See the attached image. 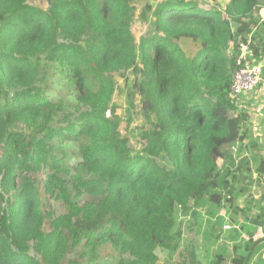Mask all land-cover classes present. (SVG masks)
I'll use <instances>...</instances> for the list:
<instances>
[{"label": "trees", "instance_id": "trees-1", "mask_svg": "<svg viewBox=\"0 0 264 264\" xmlns=\"http://www.w3.org/2000/svg\"><path fill=\"white\" fill-rule=\"evenodd\" d=\"M42 1L0 0V264H155L157 250L178 249L179 215L238 214L231 176L256 184L264 159L252 171L250 112L231 85L242 44L264 62V0L150 3L138 42L135 0ZM130 70L150 125L140 151L111 103L113 74ZM222 223L190 225L209 235ZM261 242L213 264H253ZM181 257L199 264L194 251Z\"/></svg>", "mask_w": 264, "mask_h": 264}, {"label": "rangeland", "instance_id": "rangeland-1", "mask_svg": "<svg viewBox=\"0 0 264 264\" xmlns=\"http://www.w3.org/2000/svg\"><path fill=\"white\" fill-rule=\"evenodd\" d=\"M162 0H135L134 5L136 8V16L132 23V33L134 34L136 41L138 42L141 37L145 35L148 31V23L145 19H141V12L144 10V7L147 4H157L160 3ZM200 7L205 9H210L211 7H217L219 9L224 10L227 6L229 0H195ZM32 5L36 6H44L45 2L42 0H30ZM151 16V15H149ZM195 41L189 38L186 42H181L182 47L186 51H190L191 55L196 53L194 46L196 47ZM194 45V46H193ZM115 80V92L112 98V107L113 111L115 110L117 114V118L120 119V131L123 133L125 137L129 140V145L134 149V151H140L142 148V133L143 131L150 129V125L145 120L144 116V101L142 99L141 91L137 85L138 77L134 73V70L124 71L121 73L113 74ZM261 88L258 86L254 92L244 95L240 98L239 105L243 109L248 108L250 112L251 122L255 121V115L258 114L259 111V104L257 103V99L259 98V92ZM249 95V96H248ZM249 97V103H244L242 99L244 97ZM254 111H252V110ZM110 115V112L107 113V116ZM225 161H219V167H223ZM234 175L240 177V181L238 178H232ZM243 176H240L238 173L233 174L231 176V185L240 186L243 185ZM256 191V190H255ZM200 195V194H199ZM198 195V196H199ZM255 195V194H254ZM197 196V198H198ZM226 203V202H225ZM197 209V208H196ZM194 210V209H193ZM193 210L190 211L189 215H179L178 224L176 227V231H181V236L178 237L176 240V244L178 245V249L176 250H162L159 249L156 252L158 260L155 264H181L182 257L181 254L185 252L194 251L196 256V262L199 264H213L215 260V254L220 250L221 244H225L226 252L227 249L229 252L231 250L228 248L231 246V242L229 241V235L224 233H220V236H217V239L213 234L206 235L205 231L201 230L199 226L190 225L191 223H197L194 219V212ZM202 211H207L208 207L201 209ZM216 212L220 214H224V212H228L230 215V211L227 210V207H222V209L216 210ZM232 214V213H231ZM230 218V216H229ZM231 220V218H230ZM200 221V220H199ZM232 221V220H231ZM233 223V222H232ZM242 224V227L240 226ZM233 225L238 226L240 229V233L247 229L249 231L250 225L244 224L242 218L238 219V223H233ZM245 225V226H244ZM247 231V232H248ZM246 232V233H247ZM245 233V234H246ZM252 234V233H247ZM247 238L248 235H246ZM254 237V236H252ZM251 237V238H252ZM222 241V242H221ZM106 252H101L104 256L108 257L107 255H112L113 251L107 247Z\"/></svg>", "mask_w": 264, "mask_h": 264}, {"label": "crops", "instance_id": "crops-1", "mask_svg": "<svg viewBox=\"0 0 264 264\" xmlns=\"http://www.w3.org/2000/svg\"><path fill=\"white\" fill-rule=\"evenodd\" d=\"M262 5H263V9L261 14L263 16L262 22H264V3ZM262 31L264 32V30ZM263 32L260 35H263ZM260 64L264 66V62ZM259 87L261 88L259 92L260 99L256 100L257 103L259 104L258 106L259 111L258 114L255 115L256 120L251 122L250 123L251 125L249 124L248 130L252 132L248 135L247 139L244 142V145L246 147L244 153L245 155L249 156V158L252 160V171H255L256 167L258 166L260 158L264 159V78L263 76ZM252 93H250V96L252 95ZM254 93H257V91ZM248 96L242 99L244 103L246 102L249 103ZM240 107H242V104ZM240 146H235L233 151L234 154L240 149ZM253 173L255 174V177L258 178L259 180L258 181L255 180L256 184H252L250 186L247 185L249 183V179H247V173L245 172H242L241 174L238 173L240 176H243L244 178L243 185L240 186V188H237V186L235 187L242 194V196L240 197L237 203L240 212H238L237 214L230 211L232 213V214L230 213V215L228 212L226 213L224 212L225 215H227L228 217L230 216L233 223H238V219L242 218L244 224L250 225L249 231L246 229L244 233L241 232L239 237L240 239L239 238L236 239L237 236L233 233L234 231L228 233L223 232L222 230L223 223H222L219 230L216 229L211 230L212 232L209 235L213 234L217 239V236H220V233H224L226 235H229L231 233L229 236V241L231 242V246L228 247L231 250V252H229L228 249L226 252L229 256L233 254L235 246L238 245V243L245 246L246 243H255L262 240L260 244L261 247H263V249L257 253L256 255L257 257L254 260L253 264H264V176L256 174L257 172H253ZM236 177L240 181V177L237 175H234L232 178H236ZM245 208L247 210L246 213L244 212ZM218 209L219 208L216 205H214L211 208H208L207 211L194 209L193 210L194 218H195L194 220L196 222L201 221L204 225H210V224L213 225L219 218H222L224 221V218L222 217L223 214L216 212V210ZM251 218H253L252 221H250ZM241 225L242 224H240V226ZM238 230L240 232V229ZM246 232L252 234H247ZM246 235H248L249 238H247ZM219 246H221L220 250L226 249L225 244H221Z\"/></svg>", "mask_w": 264, "mask_h": 264}, {"label": "built area", "instance_id": "built-area-1", "mask_svg": "<svg viewBox=\"0 0 264 264\" xmlns=\"http://www.w3.org/2000/svg\"><path fill=\"white\" fill-rule=\"evenodd\" d=\"M249 44L250 42L241 45L240 54L236 59L237 69L234 73L231 85V92L235 97H242L250 94L260 85L262 81L264 66L250 61L252 53L249 50ZM222 217L224 218L222 226L223 232L228 233L239 229L237 226L233 225L227 215L223 214Z\"/></svg>", "mask_w": 264, "mask_h": 264}]
</instances>
